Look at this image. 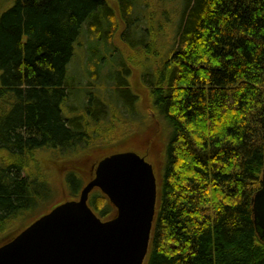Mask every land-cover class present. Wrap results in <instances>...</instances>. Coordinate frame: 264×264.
<instances>
[{"label":"trees","instance_id":"16d2710c","mask_svg":"<svg viewBox=\"0 0 264 264\" xmlns=\"http://www.w3.org/2000/svg\"><path fill=\"white\" fill-rule=\"evenodd\" d=\"M116 1L122 22L109 0H16L0 17V239L53 195L39 153L77 150L98 138L102 121L116 128L107 110L93 114L91 84L81 87L79 118L64 108L76 97L68 66L83 29L95 73L107 62L100 43L118 51L125 23L142 31L139 47L127 45L146 57L138 66L166 136L144 264H264L253 212L264 176V0H187L179 20L163 11L164 21L146 16L148 0ZM138 116L129 105L119 120ZM70 172L76 199L85 184ZM89 205L104 220L117 211L97 188Z\"/></svg>","mask_w":264,"mask_h":264},{"label":"water","instance_id":"95a60500","mask_svg":"<svg viewBox=\"0 0 264 264\" xmlns=\"http://www.w3.org/2000/svg\"><path fill=\"white\" fill-rule=\"evenodd\" d=\"M100 189L116 214L100 218L89 205ZM158 198L155 168L136 151L102 158L76 199L52 208L0 245V264H144ZM255 223L264 239V176L254 197Z\"/></svg>","mask_w":264,"mask_h":264},{"label":"rangeland","instance_id":"374dc122","mask_svg":"<svg viewBox=\"0 0 264 264\" xmlns=\"http://www.w3.org/2000/svg\"><path fill=\"white\" fill-rule=\"evenodd\" d=\"M187 0H148L147 4L151 7L146 8L145 14L148 18L152 19L153 14L156 15V20H163V11L167 13L166 18L180 19L181 12L183 11ZM16 0H0V17L1 15L15 4ZM118 2V3H117ZM109 4L113 10L115 18L120 22L122 18L120 1L109 0ZM143 7L146 5L143 3ZM141 15V13H139ZM102 21L103 34L108 31L109 24ZM88 24V23H86ZM84 25L87 28V25ZM145 28H155L156 23H145ZM125 26V23L124 25ZM120 28L114 34V44L118 51L106 50L100 43L103 55L106 56L107 62L103 67L95 70L90 65L91 58V40L89 41V32H84L79 42L76 44V52L73 60L69 64V73L75 85L74 98L72 97L64 108V115L70 118H79L82 108L81 97L85 93L81 89L91 84L90 95L94 96L98 105L93 108L94 115L100 113V109H105L108 114L115 120L116 128L112 129V124L109 121H102L100 124L98 138L83 144L75 151H68L66 153H58L52 151H43L39 153V160L42 161L44 167V176L49 179L50 185L53 190V195L44 201L43 204L26 214L25 221L17 222L13 228L9 227L3 230V240L23 226L31 224L33 221L49 212L55 206L61 204L63 201L72 198L70 185L66 182V176L75 171L80 175L82 182L87 183L92 179L94 170L97 163L105 156L122 151H136L145 156L155 168L156 174H161L163 162L165 159V141L166 136L159 124L158 119L155 117L153 111L150 109V97L147 89L145 75L141 67L138 66L140 62H146L144 55L139 53L141 50L130 51L127 44L132 42L135 46L139 47L141 40H143L142 31H138L140 27L130 28L127 30L124 27ZM171 24L165 26V29L170 30ZM122 31V32H121ZM125 31V32H124ZM121 34H120V33ZM126 36L124 39L123 37ZM147 38V37H145ZM139 49V48H137ZM107 52H106V51ZM153 51V50H152ZM134 62H137L136 64ZM127 69L131 70V74H127ZM87 98V96H85ZM86 100V99H85ZM131 105V110L135 109L140 111V117L135 120H124L121 122L119 116L125 106ZM100 108V109H99ZM149 115L152 116L154 121L150 120ZM85 119H87L85 117ZM118 119V120H117ZM90 132V131H88Z\"/></svg>","mask_w":264,"mask_h":264}]
</instances>
